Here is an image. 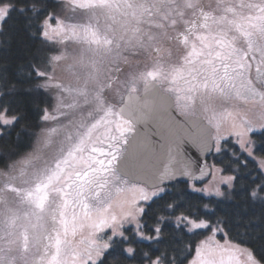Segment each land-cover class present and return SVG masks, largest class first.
<instances>
[{"label":"snow or ice","instance_id":"6c2138e0","mask_svg":"<svg viewBox=\"0 0 264 264\" xmlns=\"http://www.w3.org/2000/svg\"><path fill=\"white\" fill-rule=\"evenodd\" d=\"M99 6L105 9V16L112 23L106 26L103 34L99 29H84L85 42L96 46L89 49L95 59L107 58L122 46L138 44L150 47L155 37L151 31L139 27L143 17L149 18L146 23H151L152 19L163 21L169 19L170 14L179 7H198L189 2L174 9L168 0L121 5L99 0ZM218 8L232 12V17H213L210 22L201 25L207 29L209 36H198L199 47L194 44L185 58L186 68L193 80L189 91L199 92L202 99L209 100L214 98L216 92L230 94L237 87L240 94L255 95L253 80L246 74L251 73L253 64H256V82L264 85V0L241 4L236 12L227 3L218 5ZM53 15L46 10L44 0H0V31L11 20L13 26L44 38L41 42L45 46L42 52L46 58L45 66L32 65L35 76L42 80L50 78L49 63L62 59L61 55H51L50 58L47 55L53 50L48 43L52 39L49 30L57 34L62 31L59 21L58 26L52 28L50 20ZM258 26L262 42L254 43L251 37ZM112 45L115 48L110 47ZM40 54L41 50H37V55ZM75 62L82 63V60L79 58ZM147 75L156 79L153 72ZM197 78L202 85L195 83ZM201 87L207 91H200ZM130 91H135V88ZM261 98L264 99V94ZM110 115L113 120L108 124L114 125L110 133L94 141L82 137L64 159H57L54 169L46 167L39 173L40 182L26 194L25 198L37 210L46 209L50 218L51 227L44 236L38 264H69L70 260L72 264H129L130 260H135V264H185L186 261L187 264H264V214L252 220L245 216L242 207L259 204L264 209V159L259 161L258 169L248 166L249 158H254L257 152L264 153V123L257 126L254 120L239 118V124H232L230 135L235 136V143L241 152L237 153L230 145L227 147L229 157L222 170L233 173L223 181L230 191L226 195L217 188L214 193L219 198L217 200L205 199V196L213 195L207 189L190 186L171 198L170 203L169 199L164 198L168 189L161 185L151 196L141 190L142 204L132 198L113 200L107 207L99 202L90 206L88 193L97 187L102 188L107 183L108 173L115 175L113 165L120 155L117 145L124 142L130 131L129 122L121 118L119 112H110ZM15 119L16 116L9 118L4 111L0 114V125L10 124ZM43 119H48V116L45 115ZM208 139L211 147L207 154L212 155L214 147L215 154L223 156L227 139L221 136L219 129L216 135ZM74 152H87L88 155L77 160ZM77 165L83 167V171ZM183 175L187 177L190 173L185 171ZM85 225L91 229L90 240L81 242L78 248L74 247L71 236L78 226ZM221 225L228 227L229 231L232 228L243 229L236 235L240 237V243L249 247L241 249L237 245L221 246L216 243L213 236ZM104 229H109L111 235L105 233ZM166 232L189 235L193 239L206 232L212 235L200 241L195 248V256L189 261L190 252L174 247L172 241H166ZM238 255L243 259H238Z\"/></svg>","mask_w":264,"mask_h":264},{"label":"trees","instance_id":"16d2710c","mask_svg":"<svg viewBox=\"0 0 264 264\" xmlns=\"http://www.w3.org/2000/svg\"><path fill=\"white\" fill-rule=\"evenodd\" d=\"M44 2L49 13L58 10L61 3L60 0L59 2L58 0H44ZM130 2H147V0H130ZM168 2L174 6V9L178 4L184 5L189 2L198 5V7H179L170 14L169 19L163 21L152 19L151 23H146L145 21L149 18L147 16L143 17L139 27L151 31L155 37L150 47L146 48L138 44L135 46H122L118 52L113 51L107 58L95 59L92 53L88 51V45L75 46V50L78 48L87 49L84 52V56L86 53L87 63H84L82 67H75V73H79L81 76H89L90 80L85 79V81L89 80L88 82L91 83L92 87H74L71 82L67 85L69 88L66 94L62 93V90H64L62 87V89L57 88L58 93L60 92L63 95L62 102L64 104L69 102L71 107L65 108L63 106L64 109L63 107L58 108L64 112L58 117L54 113L55 116L53 115L54 117L46 122L47 126H53L54 130L56 129L51 132L50 136L52 135L53 137L50 139L49 136L43 149V155L50 154V161L57 158L59 152L67 155L68 151L79 140L78 138L84 132H87L88 128L95 124L98 117H102L105 111L108 110L106 104L109 106L111 101L107 97L108 87L105 85H110L112 81L109 80L107 84L103 85L100 83L103 80L102 74L98 76V73L115 74L113 75L115 77L120 71L121 64L125 61L127 62V57L131 55L141 59L142 55L148 54L151 59H156L155 64L161 62L157 69H166L164 67L169 69L170 66L174 67L175 65L177 67L180 59L186 56L188 47L191 45V38L201 31H207L206 28L201 27L202 24L210 22L213 17L217 19L221 16L232 17V12H225L222 8H218L220 2L233 6V12L238 11L239 6L242 4L232 0H168ZM128 11L130 12L131 10ZM75 12L86 17L87 24L89 23L88 25L93 30L99 29L102 33L106 31L105 26L97 27L89 20V15L94 13L93 8H78ZM95 13H97L96 10ZM108 23L110 25L112 21L108 20ZM157 24H162L163 26L157 27ZM43 39L38 34L31 35L21 27L13 26L11 20L7 21L3 31H0V112L5 111L7 115L16 116L15 121L11 124L0 125V168L6 167L31 149L38 132L43 127L42 116L44 110L51 104L52 92L42 87V78L36 77L32 71L33 64L40 67L45 64L46 58L42 54L45 46L41 42ZM185 39H187V43H185ZM48 43L54 49V44L50 41ZM95 47L91 46V48ZM110 47L115 48V45ZM37 50H41L40 55H37ZM52 52L53 50L47 55L50 56ZM164 54L167 56L164 57ZM165 60L167 61L165 62ZM226 139L227 145H225L226 150L223 156L213 153L207 158L208 163L212 162L221 169H225V164L228 161L229 151L227 147L229 145L237 153L241 152V149L231 137ZM223 144L224 140L222 141ZM256 155L264 157V153L257 152ZM248 166L252 169H258L256 162L251 158L248 160ZM222 172L233 174L230 170H222ZM21 175H24V171ZM184 189H189L188 184L174 182L168 186V191L164 194V198L169 199L171 203V198L179 195L180 191ZM229 191H225V194L227 195ZM205 199L217 200L219 198L205 196ZM242 207L245 216L252 220H257L264 214V209L259 204L242 205ZM220 227L223 233L218 235L219 239H226L242 247H249L247 244L240 243V237L236 235L238 231L243 232V229L232 228L229 231V228L224 225ZM258 231L259 229H257ZM207 234L208 232L193 239L189 235L166 232L165 238L166 241H172L174 247L187 249L190 252L188 256V260H190L195 254L196 246ZM129 264H135V260H130Z\"/></svg>","mask_w":264,"mask_h":264},{"label":"rangeland","instance_id":"374dc122","mask_svg":"<svg viewBox=\"0 0 264 264\" xmlns=\"http://www.w3.org/2000/svg\"><path fill=\"white\" fill-rule=\"evenodd\" d=\"M60 1L61 3L58 10H56L55 12H51L54 15L53 18L50 20V23L52 25V28H56L58 26L57 22L59 21V26L61 27L62 31L59 34L55 32H51V29L49 31L52 37L50 42L54 44L53 46L54 49L53 52L50 54V56L61 55L62 59L60 61L50 62L48 67V76L50 78L46 80H41L42 87L49 90V92H52L53 94L51 96L52 99L51 104L50 106L46 107L44 110L42 116V121L44 122V124L43 127L38 132L32 144L31 149L28 150L23 155H21L17 160L4 167V168H8L9 170H14L16 175H21L23 171H24V175H27L29 173L32 174L40 173L46 167L49 169H54L57 159L62 160L67 156L66 154L61 155V152H59L58 154L59 156L55 158L53 161H50L51 159L49 158L50 154L43 155L44 153L43 149L45 148V144L48 141L51 132L54 130V127L47 126L46 122L55 116L54 113H56L58 117L64 112L58 108L63 106H65V108L71 107L69 102H66V104L62 102L63 95L60 92L58 93L57 88L62 87L64 89L62 90V93L66 94L69 88L67 87V85L70 84L71 82L75 84L80 81H85V79L86 80L89 79V76L88 77L85 75L81 76L79 73L78 74L75 73L76 72L74 70L75 67H82L84 63H87L86 53L84 56V52L87 49L78 48L75 50V46L82 44H86L88 46H95V45H89L88 43L85 42L83 38V32L86 27L90 28V30L93 29L88 25L89 23L87 24L86 17H84L81 14L78 15L77 12L75 11L78 8H84V7L98 9L99 11L103 10V8L99 6V0H60ZM117 1L118 3H121L120 2L121 0H117ZM232 1L242 4L249 3L250 1L256 3L260 2V0H232ZM112 2L113 4H115L113 0ZM222 4L225 3H221V2L219 3V5ZM89 20L92 21V23L95 24V26L103 27L102 21L99 18L97 19L95 16H93V14L89 15ZM198 36L208 37L209 33L208 31H201L200 33H197L193 38H191L190 41L191 47L194 44L197 47H199L200 42L197 39ZM251 38L254 43L262 42L259 37V26L255 30V33L252 35ZM246 46L247 45L245 44V47ZM69 53L78 54L79 58L82 60V63H76L75 61L68 60ZM166 56L167 55L164 54V57ZM187 56L188 54L186 53V56H183L180 59V62H178L177 67L175 65L174 67L170 66L169 69L167 67H164L166 69L163 68L157 69L158 66L161 64V62L155 64L154 62L156 61V59L154 58L151 59L150 56H148V54L142 55L141 59L136 58L134 55H131L127 57L128 61L127 62L125 61L124 62L125 64L124 63L121 64L120 71L116 74L115 77L113 76L115 74H107L106 72L98 73V76L102 74L101 77H103V80H101L100 83H102L103 85L107 84L109 80L112 81L110 85L109 84L105 85L106 87H108L107 97L111 101V103L109 106H107L106 104L108 110L105 111L103 116L102 117L100 116L101 118L98 117L97 119L98 121L96 120L97 122L95 121V124L94 125L92 124L93 126L91 125L88 128L87 132L84 133L82 132L83 134L80 136V138H78L79 140L76 142V144L79 143L82 137L85 139L92 138L94 141L95 138L101 137L105 133H110L111 128L114 127V125L108 124V121L113 120V116L110 115V112L111 113L118 112L116 108L120 105V102L122 101L124 94L129 92L130 89L135 88L134 92H140L141 87L146 84L145 81L149 82L150 80H153L148 77L147 74L149 72H153L156 75V79H154V81L158 83L162 91L169 93L174 98L175 107L177 111L183 115L189 113L190 114L199 113L200 115H202L205 118L206 123L212 127L213 136L216 135L217 130L219 129L220 134L224 139L231 137L235 142L236 138L234 135H230V130L234 122L237 124L240 123L239 118L245 120L247 119L254 120L257 122V126H259V123H264V119H262V114H264V99L261 98L262 94H264V85H261L260 83L256 82L257 80L256 64H253L251 73L246 74L253 80L252 87L255 90V95L240 94L239 87H237L232 89L230 94H222L220 92H216L214 93L216 94L214 95V98L209 100L206 98L202 99L199 92L189 91V89L192 87L193 84L192 76L189 75V71L186 68L185 69L183 68L185 66V58ZM166 61L167 60H165V62ZM170 65H172V63H170ZM44 66L45 64L41 65V68H43ZM56 66H59L60 70H54ZM113 78L116 79L113 80ZM195 82H197L196 84L202 85V83H200L202 81L199 78H197ZM65 88L67 89L65 90ZM193 100H197L201 109L195 107ZM64 101L66 100L64 99ZM185 111L188 113H185ZM3 112L4 111L0 112V114H2ZM45 115L48 116V119L46 120L43 119ZM8 116L10 118V115ZM0 133H1V129H0ZM52 137L53 136L51 135L50 139ZM224 139L221 140V143ZM76 144L72 146L70 150H73ZM88 147L91 148V144H89ZM121 152L122 150H120V154ZM213 152L215 153V148H213ZM74 155L76 156L77 160H79L81 156L86 157L88 153L74 152ZM119 157L121 156L119 155L118 158ZM251 159H253L256 162L259 168L260 167L259 161L261 159H264V157H259L256 155L254 158ZM115 164L113 165V171L115 175H112V173H108L106 176L107 183H105L102 188L97 187L88 193L87 202L89 203L90 206L99 202L103 204V206L107 207L112 204L113 200H117V199L123 200V199H132V198H135L136 203L142 204L143 202L141 200V190H143V192L151 196L152 192L156 189V188H148L143 184L132 183L124 179L117 172L115 168ZM209 166L211 167L210 178L206 182L200 185H197L193 182H189L188 188L190 186H195L196 188L207 189L209 192L213 193V195L211 196H215L214 193L217 188H219V190L222 193H225V191H229L230 189L228 184L223 181L226 177L232 174L223 173L222 169L218 165L212 162L209 163ZM77 167L79 168V170L83 171V167H81L80 165H77ZM4 168H0V169H4ZM30 170H32V172H30ZM14 184L15 183H9L7 185L0 184V189L11 195H16L20 191V189L17 186V184L15 185ZM35 186L36 184L33 185L32 190L35 189ZM166 187L168 189V186ZM97 193H99L98 196ZM26 194L27 192L25 193V197ZM68 211H69L68 218L70 221L71 209H69ZM90 232L91 229L88 228L87 225H85L84 227L78 226L75 234L71 236V240L73 242L74 247L78 248L81 246V242L89 241ZM104 232L107 233L108 235H111V231L109 229H104ZM222 233L223 230L220 227V230L215 234V236H213V240L216 243H218L221 246L237 245L226 239L223 240L219 239L218 235ZM211 235L212 233L208 232V234L202 240L206 239L207 236H211ZM237 246L241 249L245 248L240 245ZM237 258L241 260L243 259V257L239 255L237 256ZM69 264H72L71 260L69 261Z\"/></svg>","mask_w":264,"mask_h":264},{"label":"water","instance_id":"95a60500","mask_svg":"<svg viewBox=\"0 0 264 264\" xmlns=\"http://www.w3.org/2000/svg\"><path fill=\"white\" fill-rule=\"evenodd\" d=\"M118 111L133 129L115 164L121 177L148 188L190 181L200 185L210 178L212 127L201 115L178 113L172 96L156 81L125 93ZM185 171L190 175L185 177Z\"/></svg>","mask_w":264,"mask_h":264},{"label":"clouds","instance_id":"9594fccd","mask_svg":"<svg viewBox=\"0 0 264 264\" xmlns=\"http://www.w3.org/2000/svg\"><path fill=\"white\" fill-rule=\"evenodd\" d=\"M97 15H105V9L98 11ZM78 59V54L69 53L68 60ZM54 70H60L59 66ZM73 86L92 87L88 81H80ZM38 182L39 173L16 175L14 170L0 169V184L15 183L20 189L16 195L0 189V264H38L44 236L51 227L48 211L37 210L32 202L25 198V193L31 191L33 185Z\"/></svg>","mask_w":264,"mask_h":264},{"label":"flooded vegetation","instance_id":"af4514ba","mask_svg":"<svg viewBox=\"0 0 264 264\" xmlns=\"http://www.w3.org/2000/svg\"><path fill=\"white\" fill-rule=\"evenodd\" d=\"M114 2H115V5H121V4H127V3H129L130 2V0H121L120 2L121 3H118V1L117 0H113ZM107 2H109V3H113L112 2V0H107ZM250 3H256V2H253V1H250ZM95 10L98 12L99 10L98 9H94V13H91V14H93V16H95L97 19L99 18L101 21H102V26L104 27H106V24H108L109 25V23H108V20L109 21H112L109 17H107V16H105V15H97V13H95ZM119 18V17H118ZM104 31V30H103ZM104 33H105V31H104ZM189 49H188V51H187V54L192 50V47H191V45L188 47ZM184 69L186 68V65L183 67ZM187 69V68H186ZM195 83H197V82H195ZM200 83H202V82H200ZM203 89V87H201V89H200V91H207V90H202ZM216 95V94H215ZM174 99V98H173ZM194 101V104H195V107H198L199 109H201V107H200V105L197 103V100H193ZM174 103H175V100H174ZM117 109V111H118V107L116 108ZM196 114H199V113H196ZM120 116H121V114H120ZM121 118H123V119H125L124 117H122L121 116ZM125 120H127V119H125ZM128 122H129V120H127ZM129 125H130V122H129ZM132 131H133V129H132V126L130 125V131H129V133H127L126 134V137H125V140H124V142L123 143H120V144H118L117 145V147H119L120 148V150H122V152H121V154H120V156L122 155V153H123V151H124V149H125V146H126V142H127V140H128V138H129V136H130V134L132 133ZM120 158V157H119ZM118 158V159H119ZM117 159V160H118Z\"/></svg>","mask_w":264,"mask_h":264}]
</instances>
